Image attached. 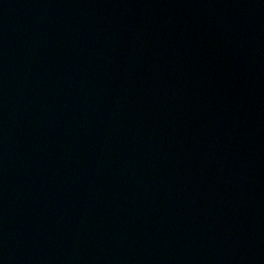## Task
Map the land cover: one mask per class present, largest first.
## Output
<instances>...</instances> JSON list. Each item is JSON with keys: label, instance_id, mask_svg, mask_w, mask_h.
<instances>
[{"label": "water", "instance_id": "obj_1", "mask_svg": "<svg viewBox=\"0 0 264 264\" xmlns=\"http://www.w3.org/2000/svg\"><path fill=\"white\" fill-rule=\"evenodd\" d=\"M0 264H264V0H0Z\"/></svg>", "mask_w": 264, "mask_h": 264}]
</instances>
